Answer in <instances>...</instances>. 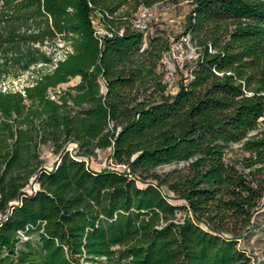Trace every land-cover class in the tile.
I'll return each instance as SVG.
<instances>
[{
	"label": "trees",
	"instance_id": "1",
	"mask_svg": "<svg viewBox=\"0 0 264 264\" xmlns=\"http://www.w3.org/2000/svg\"><path fill=\"white\" fill-rule=\"evenodd\" d=\"M166 1L0 0V84L36 71L0 89V264H250L264 0H189L195 55L172 88L159 65L172 39L133 24Z\"/></svg>",
	"mask_w": 264,
	"mask_h": 264
},
{
	"label": "rangeland",
	"instance_id": "2",
	"mask_svg": "<svg viewBox=\"0 0 264 264\" xmlns=\"http://www.w3.org/2000/svg\"><path fill=\"white\" fill-rule=\"evenodd\" d=\"M154 14L158 17V21L156 22H149L153 23L150 27L151 31L149 34L154 33H162L172 41H178V48H176V78L175 80L179 79L182 75L179 72L182 69L184 63L189 62L191 57L195 55V50L193 45L188 41L187 43L182 44V36L184 31V23H185V16L190 10V2L189 0H177L174 2L166 1L162 3L155 4L152 7ZM99 22L97 19H94L95 28L98 31H101L102 28L98 24ZM59 48L55 52L56 58H61L65 51L69 49V46L63 45L59 42ZM180 44V45H179ZM179 69V70H178ZM183 70V74L187 75V70ZM36 73L35 70L25 72L20 76L18 79L6 81L3 84H0V89L2 90H18L21 89L23 85L27 84L29 80L33 77ZM79 78L75 77L72 78L68 83L62 84L59 86L65 87L66 85L74 84ZM259 129L263 130L264 132V120L260 121ZM256 132V131H254ZM253 132V133H254ZM233 150L230 154L235 157L236 159L240 160L241 158L248 155L247 152L240 148L239 144H233L231 146ZM42 158L44 159V165L47 168H50L54 161L56 160V155L51 151L50 147L42 146L41 148ZM92 167L96 169H100L105 163H107V152L106 151H98L97 155L93 156L90 161ZM186 163L179 162V163H169L164 164L156 167L154 169L157 173H165L173 168H182ZM262 163H256L251 168L255 169L254 176L258 179L264 180V170L258 172L257 168L261 167ZM245 169V171H247ZM164 192H170L166 188L163 189ZM173 203H179L181 201L169 199ZM183 211L177 213L178 218H182ZM25 239L26 237H22ZM241 247L246 255L250 258V264H264V197L261 199L260 209L255 212L253 217V224L251 228L245 234V237L242 240Z\"/></svg>",
	"mask_w": 264,
	"mask_h": 264
},
{
	"label": "built area",
	"instance_id": "3",
	"mask_svg": "<svg viewBox=\"0 0 264 264\" xmlns=\"http://www.w3.org/2000/svg\"><path fill=\"white\" fill-rule=\"evenodd\" d=\"M152 21H158V17L154 14L152 7H142L133 20V24L137 28L146 29L149 27L148 25L151 24L149 22ZM181 38L183 40V42H181L182 44L189 41V35H183ZM176 48H178V41H171L169 49L163 54L159 62L160 67L164 70V81L168 88H172L175 82ZM69 149H71V147H69Z\"/></svg>",
	"mask_w": 264,
	"mask_h": 264
}]
</instances>
